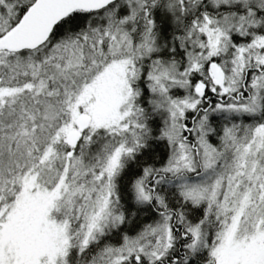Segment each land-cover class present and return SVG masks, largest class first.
I'll use <instances>...</instances> for the list:
<instances>
[{"label":"snow or ice","instance_id":"obj_1","mask_svg":"<svg viewBox=\"0 0 264 264\" xmlns=\"http://www.w3.org/2000/svg\"><path fill=\"white\" fill-rule=\"evenodd\" d=\"M0 264H264V0H0Z\"/></svg>","mask_w":264,"mask_h":264}]
</instances>
